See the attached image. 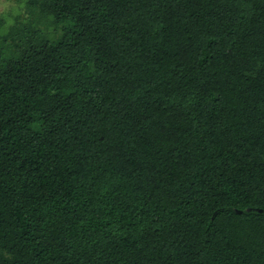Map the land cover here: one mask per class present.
<instances>
[{"label":"trees","instance_id":"trees-1","mask_svg":"<svg viewBox=\"0 0 264 264\" xmlns=\"http://www.w3.org/2000/svg\"><path fill=\"white\" fill-rule=\"evenodd\" d=\"M25 4L0 264H264V0Z\"/></svg>","mask_w":264,"mask_h":264},{"label":"rangeland","instance_id":"rangeland-1","mask_svg":"<svg viewBox=\"0 0 264 264\" xmlns=\"http://www.w3.org/2000/svg\"><path fill=\"white\" fill-rule=\"evenodd\" d=\"M26 0H0V33L7 32L10 25L21 16L26 20L29 10L26 9Z\"/></svg>","mask_w":264,"mask_h":264}]
</instances>
